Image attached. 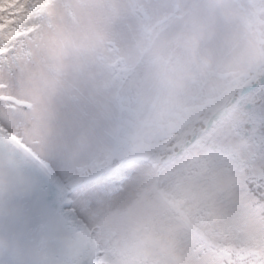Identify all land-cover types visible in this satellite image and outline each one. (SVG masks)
<instances>
[{
  "label": "rangeland",
  "instance_id": "1",
  "mask_svg": "<svg viewBox=\"0 0 264 264\" xmlns=\"http://www.w3.org/2000/svg\"><path fill=\"white\" fill-rule=\"evenodd\" d=\"M33 12L0 49V124L78 183L71 206L98 260L225 264L233 250L264 264L248 238L264 212L246 183L264 172V0H51ZM224 149L228 161L187 179ZM199 241L211 249L194 252ZM127 246L140 257H116Z\"/></svg>",
  "mask_w": 264,
  "mask_h": 264
},
{
  "label": "water",
  "instance_id": "2",
  "mask_svg": "<svg viewBox=\"0 0 264 264\" xmlns=\"http://www.w3.org/2000/svg\"><path fill=\"white\" fill-rule=\"evenodd\" d=\"M13 137L0 126V264H99L95 240L71 206L76 182L64 184ZM41 186L67 207L26 225V206Z\"/></svg>",
  "mask_w": 264,
  "mask_h": 264
},
{
  "label": "trees",
  "instance_id": "3",
  "mask_svg": "<svg viewBox=\"0 0 264 264\" xmlns=\"http://www.w3.org/2000/svg\"><path fill=\"white\" fill-rule=\"evenodd\" d=\"M50 1L51 0H32V2L29 5L26 3L27 0H10L9 3L11 4V6L9 7V10H13L12 13H10L9 10H7L6 12L2 14L3 15L2 16L3 25H4L3 31L1 30L3 33V37L1 38L2 45H4L5 48H7L11 44L10 42L11 37L16 35L18 27L21 24H23L27 19L34 18V16L36 15L33 12L34 8L41 6L44 3L48 4ZM1 46H0V49H1ZM230 155H232V151L228 149H224L218 153H213V154H211L210 152L208 154H205L201 159H199L198 162H195L193 167L186 168L187 172L185 171L183 173L184 174L187 173L190 176L187 179H195L202 168H206V169L217 168L220 165H223L226 161H228V156ZM246 183H247V186L254 193V197L256 201L260 203L261 212H264V172H262L261 174L252 176L251 179L246 180ZM189 236H191V231H187L186 233H184L182 235V240L185 239V242H188ZM248 238H256L259 241L264 243V233L263 232L260 234L257 233L256 235L251 234L250 237ZM198 247H201V248L204 247L205 249V250L199 249L200 255L203 254L205 251H208L211 249L210 246L209 247L205 246L202 241L195 242L193 244L194 252L196 251ZM223 248L224 250L228 249L226 246ZM101 249H102V253L106 251V249H104L103 247ZM125 252L124 250H121V249L117 250L116 257L121 258L122 257L121 255H123V257L127 255L130 261H133L132 259H136L140 257V255H138V252L135 251V249L132 248L131 246H127L125 248ZM108 253L109 254H106V255L112 258L113 257L112 252L108 251ZM239 253L238 252L236 253L235 251L232 250V252H230V256L228 255V257L230 258V261L229 262L226 261L225 264H233V262L235 264H250V263L252 264L253 263L254 261L253 258L252 259L249 257L243 258V255ZM103 263L105 262L100 261V264H103ZM142 264H165V262L160 261L157 263L156 261L147 259Z\"/></svg>",
  "mask_w": 264,
  "mask_h": 264
},
{
  "label": "snow or ice",
  "instance_id": "4",
  "mask_svg": "<svg viewBox=\"0 0 264 264\" xmlns=\"http://www.w3.org/2000/svg\"><path fill=\"white\" fill-rule=\"evenodd\" d=\"M261 84L264 85V77L261 78ZM256 88L252 85L245 91H250ZM259 99L257 101V119L255 121L257 132L261 138V145L264 146V86L260 87ZM67 205H57L54 196L44 186H41L30 198V202L25 209V224L42 223L45 220L53 217L58 210L66 208Z\"/></svg>",
  "mask_w": 264,
  "mask_h": 264
},
{
  "label": "bare ground",
  "instance_id": "5",
  "mask_svg": "<svg viewBox=\"0 0 264 264\" xmlns=\"http://www.w3.org/2000/svg\"><path fill=\"white\" fill-rule=\"evenodd\" d=\"M0 126L6 131V129H5V127H3L1 124H0ZM193 128L195 129V126L192 124V125H190L188 128H186L185 129V131H184V135H185V137L187 138L188 137V134L193 130ZM9 132V131H8ZM14 136V135H13ZM15 140H18L15 136L13 137ZM23 144V143H22ZM24 145V144H23ZM25 146V145H24ZM26 147V146H25ZM24 148V147H23ZM26 149L28 150V151H30L31 153H32V156H31V158L32 159H34L33 158V156L35 157V158H37L38 160H41L35 153H33L28 147H26ZM43 163H44V165L46 166V167H48V168H50L49 167V164L47 163V162H45V161H43V160H41ZM119 163V159H117L115 162H114V165H117ZM65 183V182H64ZM65 188H66V186H65ZM92 238H93V236H92ZM94 246V248L96 249L97 248V245H96V242L94 241V244H93Z\"/></svg>",
  "mask_w": 264,
  "mask_h": 264
}]
</instances>
